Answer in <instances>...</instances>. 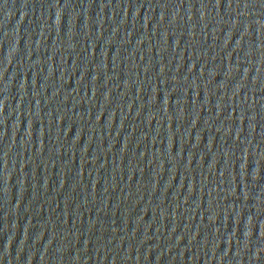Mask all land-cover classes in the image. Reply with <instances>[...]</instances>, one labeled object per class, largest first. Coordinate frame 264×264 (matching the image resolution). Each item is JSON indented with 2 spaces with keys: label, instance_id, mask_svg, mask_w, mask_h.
Masks as SVG:
<instances>
[{
  "label": "water",
  "instance_id": "obj_1",
  "mask_svg": "<svg viewBox=\"0 0 264 264\" xmlns=\"http://www.w3.org/2000/svg\"><path fill=\"white\" fill-rule=\"evenodd\" d=\"M0 264H264V0H0Z\"/></svg>",
  "mask_w": 264,
  "mask_h": 264
}]
</instances>
